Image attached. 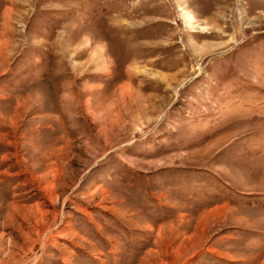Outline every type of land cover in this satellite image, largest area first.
I'll return each instance as SVG.
<instances>
[{
	"label": "rangeland",
	"instance_id": "obj_1",
	"mask_svg": "<svg viewBox=\"0 0 264 264\" xmlns=\"http://www.w3.org/2000/svg\"><path fill=\"white\" fill-rule=\"evenodd\" d=\"M0 264H264V0H0Z\"/></svg>",
	"mask_w": 264,
	"mask_h": 264
}]
</instances>
